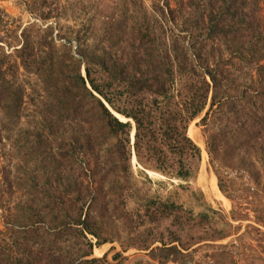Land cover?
I'll list each match as a JSON object with an SVG mask.
<instances>
[{"label": "trees", "instance_id": "obj_1", "mask_svg": "<svg viewBox=\"0 0 264 264\" xmlns=\"http://www.w3.org/2000/svg\"><path fill=\"white\" fill-rule=\"evenodd\" d=\"M40 2L38 9L52 1ZM143 2L131 0L137 8L131 36L125 37L126 30L112 32L107 39L110 47L103 39L76 32L57 40L50 28L41 31L45 32L41 37L35 31L30 41L31 30L24 29L22 45L16 49L21 67L35 71L53 102L41 121L45 134L36 133L35 142L27 137L22 148L32 155L42 150L45 141L49 143L50 152L45 146L42 160L53 166L56 184L67 182L64 193L48 190L50 201L59 205L65 194L74 200L68 209L48 206L43 216L36 213L27 224L15 227L13 246L24 256H5L0 250V264H40L43 258L32 257L31 251L45 243L49 251L45 264H106V255L91 256L95 247L116 241L109 224L92 214L93 205L107 195L112 208L105 206L104 212L110 211L126 232L122 252H148L158 264H184L194 247L210 246L233 234L223 212L213 208L193 184L201 149L188 129L208 106L201 123L206 126V153L222 193L224 172L232 164L241 170L251 167L254 158L264 160V17L260 15L264 0H187L176 2L175 8L168 3L155 5L151 23ZM182 7L193 10L196 17L184 22L183 34L175 35L171 30ZM124 40L129 41L127 47L120 45ZM1 100L6 101L0 107V140H10L23 91L6 78L2 63ZM211 119L217 128H209ZM132 151L143 172L178 184L159 195L146 174L142 181L136 180ZM62 166L67 175L58 172ZM10 174L4 170L2 179L6 187L14 188ZM35 217L41 220L33 221ZM64 244L71 246L66 252L61 248ZM227 257L220 254L212 259L216 264H232L233 258Z\"/></svg>", "mask_w": 264, "mask_h": 264}, {"label": "rangeland", "instance_id": "obj_2", "mask_svg": "<svg viewBox=\"0 0 264 264\" xmlns=\"http://www.w3.org/2000/svg\"><path fill=\"white\" fill-rule=\"evenodd\" d=\"M40 1L0 0V63L3 64V69L6 70V78L14 88H21L23 91V104L18 123L11 126V128L14 127V135L10 140H6L4 137L0 140V250L5 256L17 258L24 255L22 249L13 246V241L16 240L13 237V229L19 224H27L29 216H34L36 213H42L43 216L48 211V206L53 208L54 204L53 201H50L51 196L48 190L55 194L64 193L63 190H66L65 184L67 185L65 179L57 185L53 181L54 177H51L53 176L51 175L53 166L42 160V150L46 146L47 151H49V143L45 141L42 150L36 149L32 155H29L26 149L22 148V144L27 137L31 142H35L39 139L36 138V133L44 132L45 134L46 131H43L41 121L45 117L48 104L53 102L45 90L42 79L34 73L35 71L33 69L25 71L21 67V58L17 55L16 49H19L22 45V33L24 29L31 30L29 39L33 41L32 37L36 36L35 31L37 30H39V36L41 37L45 34L41 31L50 28L53 32V38L57 40H59V37L64 38L76 32L83 36L86 35V38L103 39V44L110 47L112 44L107 39L112 32L119 31L121 33L126 30V34L129 35L125 37L131 36V31H133L131 28L135 23V16L133 17V15H137L134 13L137 8L133 7L131 0H51L50 5L38 9ZM143 1L145 15L151 23L156 17L155 12L152 10L153 6L159 5L162 7L165 3H168L170 8H175L176 2L182 1L185 3L187 0ZM260 15L264 17V11H261ZM195 17L196 14L193 10L182 7L181 13L177 17V24L171 30L173 34L177 35L179 32L183 34L182 29H184V25H187L184 22ZM89 34H95L96 37ZM198 34L197 30V37ZM91 40L93 39L88 41L91 42ZM128 40L130 41V38ZM128 40H124L120 45L127 47ZM92 43H96V41L94 40ZM75 49V44L72 43L73 53H75ZM5 101H0V107ZM207 110L208 106L201 117L191 122L188 129L189 137L201 149V164L193 184L202 190L207 202L213 208L222 211L226 219L232 224L233 234L224 240L229 243L237 240L240 243V264H263L264 160L260 161L259 158H254L251 167H245L241 170H238L236 164H232L231 169L224 172L226 178L223 180L225 193H222L206 153L207 133L204 131L206 126L202 125L201 119L205 116ZM116 116L121 121H128L121 116ZM208 123L209 128H217V124L212 119ZM77 127L72 126V129ZM132 139H134V124L131 131ZM51 151L54 152L53 149ZM136 164L133 152L132 167L136 180L142 181L144 174H146L151 180L152 191L159 195H164L172 189V185L178 184L177 181L167 180L157 173L143 172ZM66 168H68L67 165ZM66 168L62 166L58 172L67 175L69 172ZM4 170L11 171L10 177L12 181L14 180L16 187H6L2 179ZM34 182L36 185L33 188L30 184ZM110 198V195H107L106 198H100L96 206L93 205L92 214L97 218H103L109 224L110 230L116 236V241L98 248L95 247L91 258H102L106 255V264H158L150 259L148 252L136 249L122 252L121 244L126 236L124 226L122 222L110 217V211L104 212L105 206L112 208V204L106 203ZM63 199L64 202L58 200L59 205H54L55 208L58 207L56 211L59 208L68 209L70 202L72 204L74 200L69 194H65ZM36 218L39 217H35L33 221H36ZM227 241L225 243L216 241L211 243L210 246L200 245L194 247L187 262L195 260L199 264L200 259H211L216 264L215 260L212 259L213 256L224 254L230 257L226 254V250L222 249L226 248ZM47 246L48 244L45 243L43 248L40 246L32 247L31 256L43 258L40 264L46 263L44 257L49 255V251L46 250ZM68 247L71 246L64 244L61 248L66 252ZM117 254H121V257H118ZM178 263L180 262L178 261ZM232 264H234V261Z\"/></svg>", "mask_w": 264, "mask_h": 264}, {"label": "built area", "instance_id": "obj_3", "mask_svg": "<svg viewBox=\"0 0 264 264\" xmlns=\"http://www.w3.org/2000/svg\"><path fill=\"white\" fill-rule=\"evenodd\" d=\"M225 241H227V240H225ZM225 241H222V242L225 243ZM225 245H227L226 248H222V249L226 250V253L229 254L231 256V258H233L234 264H240V256H241L240 243L237 240H233L231 243L228 242ZM194 261H189L185 264H198L196 261L195 262ZM169 264H181V263H178V262L177 263H171L170 262ZM199 264H215V263L211 259H205V260L200 259Z\"/></svg>", "mask_w": 264, "mask_h": 264}, {"label": "water", "instance_id": "obj_4", "mask_svg": "<svg viewBox=\"0 0 264 264\" xmlns=\"http://www.w3.org/2000/svg\"><path fill=\"white\" fill-rule=\"evenodd\" d=\"M114 115L116 116V114L114 113ZM119 116V115H118ZM117 117V116H116ZM118 118V117H117ZM119 119V118H118ZM134 135H135V129H134ZM134 143V139H132V145ZM132 154H133V151H132Z\"/></svg>", "mask_w": 264, "mask_h": 264}, {"label": "clouds", "instance_id": "obj_5", "mask_svg": "<svg viewBox=\"0 0 264 264\" xmlns=\"http://www.w3.org/2000/svg\"><path fill=\"white\" fill-rule=\"evenodd\" d=\"M131 123H132V122H131ZM132 125H133V124H132ZM131 144H132V140H131ZM222 241H225V240L223 239V240H220L219 242H222ZM219 242H218V243H219Z\"/></svg>", "mask_w": 264, "mask_h": 264}, {"label": "bare ground", "instance_id": "obj_6", "mask_svg": "<svg viewBox=\"0 0 264 264\" xmlns=\"http://www.w3.org/2000/svg\"><path fill=\"white\" fill-rule=\"evenodd\" d=\"M204 163H205V162H204ZM210 182H211V181H210ZM213 183H214V182H213ZM213 183H212V184H213ZM203 184H204V183H203ZM213 188H214V187H213ZM217 194H218V193H217Z\"/></svg>", "mask_w": 264, "mask_h": 264}]
</instances>
